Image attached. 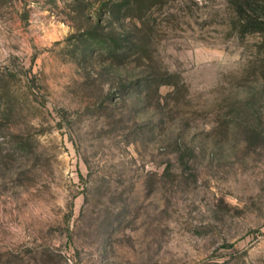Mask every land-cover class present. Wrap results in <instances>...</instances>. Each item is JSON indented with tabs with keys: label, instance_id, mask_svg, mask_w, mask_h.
Listing matches in <instances>:
<instances>
[{
	"label": "rangeland",
	"instance_id": "obj_1",
	"mask_svg": "<svg viewBox=\"0 0 264 264\" xmlns=\"http://www.w3.org/2000/svg\"><path fill=\"white\" fill-rule=\"evenodd\" d=\"M240 1L0 0V264H264Z\"/></svg>",
	"mask_w": 264,
	"mask_h": 264
},
{
	"label": "trees",
	"instance_id": "obj_2",
	"mask_svg": "<svg viewBox=\"0 0 264 264\" xmlns=\"http://www.w3.org/2000/svg\"><path fill=\"white\" fill-rule=\"evenodd\" d=\"M237 12L244 28L264 31V3L258 0H242L236 3ZM104 42V41H102Z\"/></svg>",
	"mask_w": 264,
	"mask_h": 264
}]
</instances>
